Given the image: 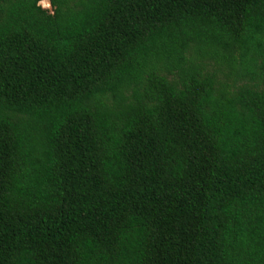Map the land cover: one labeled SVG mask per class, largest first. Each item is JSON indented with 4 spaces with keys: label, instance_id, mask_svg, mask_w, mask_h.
<instances>
[{
    "label": "trees",
    "instance_id": "1",
    "mask_svg": "<svg viewBox=\"0 0 264 264\" xmlns=\"http://www.w3.org/2000/svg\"><path fill=\"white\" fill-rule=\"evenodd\" d=\"M0 0V264H264V0Z\"/></svg>",
    "mask_w": 264,
    "mask_h": 264
},
{
    "label": "rangeland",
    "instance_id": "2",
    "mask_svg": "<svg viewBox=\"0 0 264 264\" xmlns=\"http://www.w3.org/2000/svg\"><path fill=\"white\" fill-rule=\"evenodd\" d=\"M49 0H40V4L41 6H43L44 8H47L49 10L50 5H49Z\"/></svg>",
    "mask_w": 264,
    "mask_h": 264
},
{
    "label": "built area",
    "instance_id": "3",
    "mask_svg": "<svg viewBox=\"0 0 264 264\" xmlns=\"http://www.w3.org/2000/svg\"><path fill=\"white\" fill-rule=\"evenodd\" d=\"M49 5H50V3H49ZM43 7V6H42ZM49 10L51 11V5H50V8H49Z\"/></svg>",
    "mask_w": 264,
    "mask_h": 264
},
{
    "label": "bare ground",
    "instance_id": "4",
    "mask_svg": "<svg viewBox=\"0 0 264 264\" xmlns=\"http://www.w3.org/2000/svg\"><path fill=\"white\" fill-rule=\"evenodd\" d=\"M49 2V1H48Z\"/></svg>",
    "mask_w": 264,
    "mask_h": 264
}]
</instances>
